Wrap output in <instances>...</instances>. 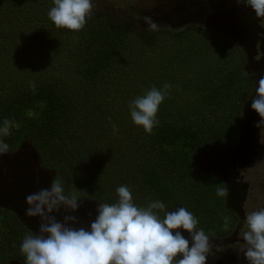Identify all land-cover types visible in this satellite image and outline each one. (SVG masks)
<instances>
[{
	"label": "trees",
	"instance_id": "16d2710c",
	"mask_svg": "<svg viewBox=\"0 0 264 264\" xmlns=\"http://www.w3.org/2000/svg\"><path fill=\"white\" fill-rule=\"evenodd\" d=\"M52 7L53 0H0V126L5 119L13 121L11 135L0 139L9 152L27 138L41 168L56 171L66 195L77 192L100 203L117 202L122 184L131 189L130 171L143 186L137 206L160 201L170 211L179 205L197 218V228L220 227L227 208L217 189L224 183L203 174L195 158L200 150L238 144L252 86L242 74L246 55L238 43L203 25L142 31L132 17L128 29L129 17L125 22L126 16L115 17L112 5L104 9L100 4L93 5L82 30L58 29L48 18ZM127 59L136 61L134 71L145 78L92 98L104 74ZM165 84L171 87L159 106V123L150 134L136 135L128 102L124 108L114 102L120 95L132 101L140 97L132 96L136 91L163 90ZM85 103L92 105L88 111ZM113 125L118 131L108 129ZM111 134L124 141L119 154L104 144ZM133 152L145 160L128 162L121 176ZM154 211L164 218V211ZM22 226L0 208V264L24 258L20 245L29 232Z\"/></svg>",
	"mask_w": 264,
	"mask_h": 264
},
{
	"label": "clouds",
	"instance_id": "9594fccd",
	"mask_svg": "<svg viewBox=\"0 0 264 264\" xmlns=\"http://www.w3.org/2000/svg\"><path fill=\"white\" fill-rule=\"evenodd\" d=\"M258 17H264V0H243ZM48 18L56 28L80 31L93 10L92 0H53ZM143 20L149 31H157L158 24L151 17ZM247 74V73H246ZM35 92V83H29ZM171 85L163 90L153 87L145 95L129 104L131 119L151 133L159 122V106ZM251 108L261 118L256 127H264V76L255 86ZM110 119V118H109ZM13 121L5 119L0 137L11 135ZM113 131H118L113 125ZM9 152V145L0 139V155ZM118 201L100 203L90 226L76 227L77 217L65 214L58 220L54 213H75L84 198L77 192L66 195L62 182L54 177L50 188H42L26 197L27 217L39 218V232L29 231L21 245L24 264H207L209 237L198 229L197 218L184 207L165 211L160 201L146 207L137 206L131 189L121 185L116 189ZM218 196H226L225 188L217 189ZM164 211L161 219L158 211ZM247 231L243 241L247 245L244 258L248 264H264V209L251 212L245 218ZM227 228V224H225ZM183 232L189 234L190 240Z\"/></svg>",
	"mask_w": 264,
	"mask_h": 264
},
{
	"label": "rangeland",
	"instance_id": "374dc122",
	"mask_svg": "<svg viewBox=\"0 0 264 264\" xmlns=\"http://www.w3.org/2000/svg\"><path fill=\"white\" fill-rule=\"evenodd\" d=\"M232 1L233 0H211V2L213 4L212 6H210L211 8H213L212 13H214L215 16H220V14L222 13V10L220 8L221 7L220 2L221 3H223V2L233 3ZM183 2H184V0H120L119 2H117L116 0H94L93 5L97 6L100 4L102 6V8H104V9H107V8L109 9L110 5H112L114 7L112 9V11H113V13H115L114 14L115 17L126 16L127 20L125 22H127L129 20V18L131 19L130 22H128V24L126 25L129 27L128 29H132L131 22H132V17H133V18H135V21L137 22V25H136L137 28L142 30V31H147L148 25L143 20V17H145V16L151 17V19L155 23L158 24V30L181 29L182 27L172 28L170 26H167V21L171 20L173 23H175V22H178L179 19H183V20L188 19V18L193 19L194 15H192L191 13H187L185 15L180 14L184 10ZM174 10H176L175 13H177L176 19H174L173 17H170L171 13H173ZM117 11H119L121 14L117 15ZM223 11L226 14V16H227V14L230 13V15L227 17L232 16V14L234 16L237 15L236 10H234V9H232L230 12H228V10H226V9ZM222 18H219L218 20L215 21V23L219 26V29L223 30V32H220V33H223L225 36L230 38L231 41H233V43H235V45H236V43H238V46L241 48V50L243 51V53L245 55L249 56L251 54V56H253L252 55L253 49H254L253 46H251V44H250L251 48L248 51L244 50V48H242V46L239 45L240 41L242 40L241 36H243V34L239 33L240 31L233 29L232 26L225 25L223 20H221ZM158 19H160V20L158 21ZM188 20L186 22H189V23L185 26L197 25V24L191 23V21H188ZM208 29H210V28H208ZM232 30L235 32L238 31L239 34H237V37L229 36V34L231 35L230 32ZM224 31H226L228 34L226 32L224 33ZM152 32H155V31H152ZM260 66L261 65L254 64V62H250L247 59H246L245 64L243 66L242 74L245 76L247 74H249V77H251V79H252L251 90L254 89L255 82H258L256 79L259 76L262 77V75H264V73L259 71ZM136 68H137L136 61L135 60H129V59L125 60L120 66L113 67L106 74H104V76L99 80L98 84L95 86L96 92L93 91V97L92 98H96V97L101 96L102 94L105 93L106 88H112V87H114V85L126 83L127 81H130L132 79L137 80V81H141V79L145 78V77L141 73L134 71V69H136ZM146 92H147V89H146V87H144L143 90H140L139 93H138V91H136V93L132 94V96H134V98L136 96H143L146 94ZM136 94H138V95H136ZM132 96L130 97L131 99H132ZM117 99H119V102H114V105L117 106V105L121 104V107L124 108V106H125L124 103L128 102L126 107L129 108V104L131 102L130 99H127L126 97L121 96V95ZM83 105H84L83 108L86 111H88L92 107L91 104L85 103ZM244 107H243V109H244ZM124 113H125V111H124ZM108 129L110 131H112L113 127L108 126ZM132 130H134V133L136 135H139L142 133V131L144 129L142 126H137V127L133 126ZM248 135H249V138L246 139L243 143L239 142V140H238V144H236L233 148L228 149V150L226 149V150H221V151H217V152L213 151V150H210V151H201L200 150V151H198L196 158H195V162H196L197 168L203 174H206L208 176H210V175L218 176V173H220L219 164L220 165L223 164V166H224V165H227L228 163H232L230 160V157L240 155V154L244 155V159H242V162L247 161L248 162L247 164H249V161L251 160L250 159V152L253 150L259 149L258 155L255 157V161L247 167L244 166V168H246V171L244 173V176H245L244 182L246 184H248V187H249L247 189V195H246L247 203L244 206V210H246L247 213L249 214L251 212L258 211L260 209H264V129L262 130V132L259 133V142H258L259 146H257V145L254 146L255 143L251 142L253 140L252 134L248 133ZM138 142H140V141H138ZM146 142H147V140H145V143ZM107 143L109 146H111L113 148V152H115V153L117 152L116 154H119V151H120L119 147L121 148L122 146H124V141L121 138V136H119L118 134H111V137L104 140V144L107 145ZM260 145H261V147H260ZM147 146H150V145L147 144ZM144 147H145L144 145L140 146V148L142 150L144 149ZM132 148H129L125 151H130ZM229 151H230V153H229ZM34 152H35V150L32 147L30 140L25 138L23 143L21 144V146L16 151L8 152L7 154L0 155V177L3 178L6 190L13 191V192H9V194L7 195V196H9L7 198L8 201L5 202L4 200H0V204L12 203L16 200V198H15L16 196H20L21 193H25L23 190L20 191L21 193H19V194L17 192H15L13 182H12V179L14 177L25 179L29 183L31 182L30 188L35 192L39 191L42 188H50L51 182H52L53 178L57 176V173H56V171H54L52 169L43 168L41 170H38V169H34L35 168L34 166H30L31 162H33V160L32 159L28 160V158L34 157L36 159ZM25 156L27 157L26 165L29 169L25 172L29 175H27V174L21 175V174H19V172L17 170L12 173V169L15 166L13 160H15L17 158H23ZM132 156H133L132 159H131V156L125 158L126 159L125 163L122 164L124 169L120 168V170H122L121 174H120L121 176L126 171L125 168H126L127 164H129L128 162H133V161L139 162L141 160H145V157L141 159V155L136 154L135 152L132 153ZM29 161H31V162L29 163ZM40 163H41V161H40ZM100 167H103V165H101ZM106 168H107L106 170L111 169L110 167H106ZM233 169H234V167H233ZM129 176H130V180L132 182L131 192H132V196H133V201L137 205V203L140 202L142 199L141 193L143 192V189H142L143 186L140 182V179L137 176L132 177V174L130 173V171H129ZM1 184H0V189H2ZM122 185L126 186V184H122ZM242 191H244V190L241 189L239 192L238 204H236V206H232V204L228 206V208L230 207L233 211H235L239 217L242 216V213L244 212L242 210L243 208L240 206V202L244 197L242 194ZM88 195L91 196V193L88 192ZM85 198L88 199L93 206L96 205L97 201L92 200V199L87 198V197H85ZM179 207H181V206H179V205L174 206V207L170 208V211H174ZM6 211H9V210L6 209ZM9 212H11V211H9ZM226 217H228V215H226ZM0 260H1V255H0ZM13 264H16V263H13Z\"/></svg>",
	"mask_w": 264,
	"mask_h": 264
},
{
	"label": "flooded vegetation",
	"instance_id": "af4514ba",
	"mask_svg": "<svg viewBox=\"0 0 264 264\" xmlns=\"http://www.w3.org/2000/svg\"><path fill=\"white\" fill-rule=\"evenodd\" d=\"M192 2L197 4L198 7L200 6L204 8H211L210 6L213 5L211 0H192ZM239 7L241 10L240 12H242L240 15L242 24L246 29H248V32H251L250 44L254 48L252 54L253 56H251V54L249 56L246 55V59L250 62H254V64L261 65L259 71L264 73V17H258L251 9V7H246L244 3L240 4L238 8ZM225 9L230 12L233 9V6L231 4H226ZM246 76L249 77V74H247ZM260 77L261 76H259L256 80L258 81ZM249 78L251 79V77ZM254 90L255 87L253 90H251L243 105V107L245 106L244 110L246 111L245 122H247V125H249L250 127L249 132L250 130L252 132L254 127L256 128V124L258 122L257 120L261 119L259 115L251 108L252 98L255 96ZM263 129L264 127H261L259 129V133L262 132ZM258 152L259 149L256 150V153L253 157L250 156L251 160H248L249 164H247V161L242 162V159H244L243 154L232 156L230 157L232 163H228L224 166L223 164H219L220 173H218V176L210 175L213 178L222 179L225 189L228 193L230 191L235 202H238L240 190H244L242 191V194L244 196L242 199L244 212L242 213V216H240L242 218L241 219L235 211H233L230 207L228 208L231 203L227 201L229 197L227 193V195L225 196V206L227 208L226 213L228 217H225V220L223 223H221L220 227H214L211 229L207 227L198 228L203 229L205 234L209 237L210 251L207 257V264H248V262L244 258V250L246 249L247 245L243 241V233L247 231L245 218L248 213L246 210H244V206L247 203L246 195L247 189L249 187L248 184L244 182V173L246 171V168H244V166L247 167L252 164L255 161V157L258 155ZM83 198V203L77 212L64 213L63 211H61L60 213H54V215L57 216L58 220H62L65 214L75 215L77 217L76 227H89L91 221H93L97 215L96 210L99 202L97 201L96 205L93 206L88 199H86L85 197ZM39 223V218H34V225H36L34 231H36L37 234L39 232ZM225 224H227V228H225ZM22 227L25 228L28 232L30 231V229L26 228L25 226ZM182 234L190 240L189 234L187 232L182 231ZM24 260L25 257L23 259L15 257L9 259L6 264H24Z\"/></svg>",
	"mask_w": 264,
	"mask_h": 264
},
{
	"label": "water",
	"instance_id": "95a60500",
	"mask_svg": "<svg viewBox=\"0 0 264 264\" xmlns=\"http://www.w3.org/2000/svg\"><path fill=\"white\" fill-rule=\"evenodd\" d=\"M232 2L233 3H228V2L221 3L220 2V4H221L220 8H222V13L220 14V16H215V14L212 13L213 8H204V7H200V6L198 7L197 4L192 2V0H184V2H183L184 10L180 14L185 15L187 13H191L192 15H194L193 19H191V18H188L189 20L188 19H185V20L179 19V21L175 22V23H173L171 20H168L167 26H170L172 28H179V27L184 28V27H186L185 25H187L189 23V22H186L188 20V21H191V23H193V24L203 25L206 28H210L213 31L223 32V30L219 29V26L215 23L216 20L223 17L221 20H223L225 25H230V26H232L233 29L240 31L239 33L243 34V36H241L242 40L240 41L239 45L242 46V48H244V50L248 51L252 46V45L250 46L251 32H248V29H246L245 26L242 24V21L240 18V15L242 12H240L241 11L240 7L238 8V6L240 4H243L244 2H243V0H233ZM225 4H231L233 6V9L236 10L237 15L234 16L232 14V16L227 17L230 15V13L227 14V16L224 13L223 10H225ZM175 11L176 10H174V12L171 13V16H170V17H173L174 19H176V14H177V13H175ZM159 20L160 19H158V21ZM238 31L235 32L232 30L230 32L231 35L229 34V36L237 37V34H239ZM225 32L226 31H224V33ZM245 114H246V111L243 109V117L241 119V124H240L239 130H238L239 142L243 143L246 139L249 138L248 133H251L253 136V140L251 142L255 143L254 146L255 145L259 146L258 142H259V129L260 128L257 129V127L256 128L254 127L252 132H251V130L249 132L250 127H249V125H247V122H245ZM257 121H259V120H257ZM255 153H256V150L251 151L250 156L253 157L255 155ZM34 154L36 156V159L34 157L28 158V160H30V159L33 160V162L29 161V163L31 162L30 166H34L35 167L34 169L41 170L42 168H41L39 155L36 152H34ZM26 161H27L26 156L23 158H17L15 160H13L15 166L12 169V173L17 170L19 172V174H21V175L27 174L25 171H27L29 169L26 165ZM27 175H29V174H27ZM12 182H13L15 192H17L19 194V193H21L20 191L23 190L25 193H21L20 196H16L15 197L16 200L12 203L0 204V208H2L4 210L7 209V210L11 211L18 218V220L20 221V223L23 226L34 231V229L36 228V225H34V218L27 217L25 214V211L28 208V205L26 204V197L29 194H32L35 192L30 188L31 182L29 183L25 179L15 178V177L12 179ZM0 184L2 185V189H0V200H4L6 202V201H8L7 198L9 197L7 195L9 194V192H13V191L6 190L3 178L0 179ZM228 196L229 197H228L227 201H229V203L231 202L232 206H236V204H238V202L234 201L233 196L230 193V191L228 193ZM240 206L243 208V201L240 202ZM34 232H36V231H34Z\"/></svg>",
	"mask_w": 264,
	"mask_h": 264
}]
</instances>
